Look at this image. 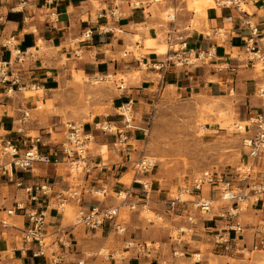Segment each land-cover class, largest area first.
Masks as SVG:
<instances>
[{
  "label": "crops",
  "instance_id": "0c3cea01",
  "mask_svg": "<svg viewBox=\"0 0 264 264\" xmlns=\"http://www.w3.org/2000/svg\"><path fill=\"white\" fill-rule=\"evenodd\" d=\"M243 3L247 11L241 12L234 6H221L217 1L215 7L208 9L206 21L202 20L199 26L192 23L191 14L179 24L174 22V31L166 32L168 51L159 54L144 46L143 41L148 36L157 38L159 42L165 31L161 28L163 24L149 12L151 4L145 0H0V61H12L27 86L26 90H17L13 94H7L0 86V130L4 131L0 133V147L5 138L21 143V135L15 132V127L22 112L28 110L30 117L25 123L26 135L36 132L32 136L41 138L40 150L58 159L57 163L37 162L31 168L15 172V179H24L27 185L47 184L50 188L48 194L41 193L34 201L24 188L0 175V217H8L13 225L0 235V264H78L79 260L86 264H264V254L260 253L264 252V247L254 249V231L264 221V194L260 201L252 202L245 212L237 215L244 231L238 235L232 231L231 248L228 250L213 240L215 226L228 223L217 214L199 216L200 220L192 232L180 233V243L171 240L170 234L175 226L190 224L183 211L170 214L167 190L162 192L161 186L152 189L148 185L147 192L141 184L134 182V174L127 181L129 172L133 173L130 171L132 165L129 164L127 144L138 139V132L124 129V121L119 114L120 106L129 100H132L133 107L149 100L157 84L159 89L174 86L182 93L198 89L211 97L225 96L226 92L233 91L240 101L245 102L243 108L247 116L257 113L262 104L257 88L264 83V73L258 71V61L245 51L244 44L251 35L250 22L258 27V45L264 48V0H243ZM87 30L92 31L89 36ZM178 32L180 34L176 35ZM136 36H142L143 41L137 40ZM174 36H182L191 50H206L215 45V58L204 65L159 68L166 54L172 50L169 39ZM11 37L12 46H4ZM10 48L19 49L24 54V61L17 62ZM136 71L141 72L140 76L129 86L125 84L123 90L118 84V93L108 89V108L104 115L98 114L82 124L84 131L91 134L88 143L90 170L74 175L67 162L62 161L65 155L60 151L66 131L64 117L42 113L39 102L46 104L52 101L56 92L67 86H79L75 74L100 78L108 74L131 76ZM121 79L125 83V79ZM31 83L38 84V89H44V94L27 97L25 91L35 90ZM63 104L60 101L57 107ZM115 110L119 115V125H122L115 124L120 127L117 131L95 127L102 121L110 127H113V122L118 124V118L113 116ZM45 115L47 118L43 120ZM119 130L124 131L127 138L118 150H112L113 142L119 138ZM55 133L62 134V138H54ZM90 143H93L92 148ZM103 146H109L112 153L107 164ZM24 148L21 147L22 150ZM254 160V171L248 182L264 183V151ZM103 164L107 166L103 167ZM255 168L259 171L255 172ZM77 181L81 186L78 188L84 190L82 204L69 200L60 207L59 193L70 189ZM99 188H106V193L96 194ZM120 191H129L130 200L137 206H143L142 202L154 204L165 213L166 221L149 218L139 210H131L127 214L120 210L116 222L126 227L123 234L118 233L110 222L96 229L75 223L81 206L88 209L118 205ZM203 194L211 196L210 191ZM17 202H23L27 210H45L46 256L32 257L34 247L23 244L22 229L30 224L25 210L12 215L6 213V209L14 207ZM58 236L70 240L71 246L61 245L57 241ZM127 241H133L135 246L126 249ZM137 243H149V247L140 250ZM22 246L30 249L22 250ZM174 249L181 254L174 255ZM196 253L199 258H194ZM53 257H58V261L53 262Z\"/></svg>",
  "mask_w": 264,
  "mask_h": 264
},
{
  "label": "rangeland",
  "instance_id": "374dc122",
  "mask_svg": "<svg viewBox=\"0 0 264 264\" xmlns=\"http://www.w3.org/2000/svg\"><path fill=\"white\" fill-rule=\"evenodd\" d=\"M145 1L151 4L152 10L149 12L157 17L160 24H163L161 28L165 31L160 36V42L166 44L167 48L169 45L166 32L172 30L176 25L175 23L179 24L190 14L193 15L192 23L197 26L201 24L202 20L206 21L207 19V14L203 10H197L198 7L194 0ZM216 2L217 0H215V5ZM169 14L176 16L175 23L168 21ZM177 27L180 26L177 25ZM179 34L180 32L176 33V35ZM135 38L143 41L142 36H136ZM176 42H179V40H176ZM138 51L143 52L140 49ZM138 51L136 50V52ZM256 65L258 71L264 73V64L259 61ZM142 67L146 68L143 64ZM18 73L20 74L19 70ZM140 74V71L134 72L131 76L128 74L125 76L111 74L107 80H101L99 77L87 78L84 75L75 74L74 77L79 86L70 85L64 90L60 89L54 95L53 100L48 101L46 104L40 101V111L52 116L61 114L66 124L72 121L78 125L83 124L89 118H94L98 114L104 115L107 112L106 103L109 97L108 93H110L108 89L116 90L118 93L117 84H120L121 77L125 79V84L129 86ZM157 85L153 87L149 100L144 101L147 103L141 102L134 106L131 113L133 116L132 123L138 127L131 130L138 132V139H133L127 144V151L130 152L129 164L132 165L130 171H133V173L129 172L128 178H126L127 181L132 179V174L135 178L136 164L142 156H145L153 166L139 177L149 182V188L158 189L161 186L162 192L167 190L165 192L168 194L167 201L175 194L179 183L189 182L206 169L225 174L234 180L236 185L253 184L248 182V179L245 182L238 181V174H245L248 169L251 174L253 173L255 160L248 156V151L243 145L244 134L234 131L232 128L233 122L249 117L247 116L248 113L245 114L243 108L245 102L240 101V97L234 94L233 91L226 92L225 96L211 97L198 89L190 93H182L174 86L159 89ZM35 94L42 96L44 89L42 91H39V89L37 91H25L27 97ZM60 101L64 104L57 107ZM114 112L113 116L117 117L118 120H116L119 122V115L116 110ZM240 113L242 119H240ZM46 118V115L42 116L43 120H46ZM99 123L100 125H109L103 121ZM111 124H113V127L110 129H113V131H117L122 126L119 125L120 122ZM115 124L120 127L115 126ZM143 128L147 129V133ZM0 133H4V131L0 130ZM29 133L30 135H36V132L31 131ZM53 137L61 139L62 134L55 133ZM17 142L19 143V140ZM90 147H93V143H90ZM102 150L104 151V161L107 164L111 160L110 147L103 146ZM8 160L9 157L0 152V164ZM258 171L259 168H255V172ZM74 175L76 174L74 173ZM208 191L209 188L206 186L203 192L207 193ZM219 197V195L211 192V198L216 200L213 208L214 214L229 207L227 201ZM188 198L193 197L188 196ZM253 200L251 198L240 205V214L250 207ZM142 204L144 205L136 206L135 209H130L128 206L122 207V214H127L131 210H139L143 211V214L149 218H155L160 222L166 221L165 216H163L165 213L156 208L154 204L149 202H142ZM190 210L194 214H200L199 210L193 207ZM181 212V210L176 209L170 211V214ZM158 214H160V217ZM261 224H264V221ZM260 253L264 254L262 251Z\"/></svg>",
  "mask_w": 264,
  "mask_h": 264
},
{
  "label": "built area",
  "instance_id": "2783aa9c",
  "mask_svg": "<svg viewBox=\"0 0 264 264\" xmlns=\"http://www.w3.org/2000/svg\"><path fill=\"white\" fill-rule=\"evenodd\" d=\"M218 4L221 6H234L239 11L242 10L243 0H217ZM113 15L115 13L113 12ZM169 22L173 23L176 19L175 15L169 14ZM2 17L0 16V20ZM229 19H232L229 17ZM251 35L247 38L244 44L245 51L250 54L253 59L260 61L264 64V48L258 45V27L250 24ZM174 31V29H172ZM171 30V31H172ZM91 30H87L86 33L89 36ZM179 40V42H175ZM171 51L166 54L165 59L159 65V68H165L166 66H183V65H204L213 61L216 56V46L212 45L206 50L198 49L191 50L188 48L187 42L182 36H174L169 39ZM13 44L12 37L8 39L4 46L11 47ZM179 45V46H177ZM11 53L15 56L17 62L21 63L24 61V54L19 49H11ZM18 71L13 67L12 61H0V86L7 94H13L15 91L26 90L27 86L24 83L23 79L17 74ZM111 74L100 77V79L107 80ZM120 84L118 87L120 89L125 88V83L120 79ZM31 88L35 89L38 87L36 83L31 84ZM38 89V88H37ZM257 93L262 99V104L259 108V111L255 114H251L245 120H239L233 122L232 128L234 131L241 132L244 134L243 145L248 151V156L253 159L259 157L260 153L264 151V87L258 86ZM119 114L122 116L124 121V129H133L138 128L133 125V116L131 115L133 110V102L129 100L124 103L119 108ZM30 114L28 110L23 111L21 117L18 120V123L15 127V132L20 136L21 143L14 141L12 138H5L0 147V152L7 155L9 160L0 164V175L9 178L11 182H14L17 187L24 188L27 192L30 193L31 200H37L39 194H48L50 188L47 184H38V185H27L24 179H15V172L20 170H26L31 168L35 163H52L58 162V159H53L52 154L42 152L39 148V144L42 142L40 137L32 136L25 133V123L29 119ZM66 125V131L64 133V139L61 142V152L65 155L63 162H67L70 172L75 173L76 175L82 173H88L90 170L89 164V153H88V143L91 139V134L84 131L83 125L76 124L75 122H68ZM101 127L104 130L110 131L109 125H100L96 123L95 127ZM142 129V128H141ZM145 133L147 129L143 128ZM127 138L124 135V131L119 130V138L113 142V150H118L122 145L124 140ZM44 145V144H42ZM20 146L25 148L22 150ZM59 151V150H57ZM107 165L103 164V167ZM153 164L146 159L145 156H142L139 162L136 164V172L134 182L141 184L145 191H147V186L149 182L141 179L139 177L142 173H145ZM248 172L245 174H238V181L245 182L251 171L248 169ZM209 188V191L213 194L219 195L220 199L227 201L229 207L227 209L217 213V216L223 219H226L228 223L224 225H216L213 231V240L214 243L224 250L231 248V236L232 231L236 235L242 234L244 231V226L242 225L240 219L236 218L239 212L241 211V204L243 202L249 201L253 198V202H258L261 200V196L264 194V183L258 182L253 184L245 185H236L234 180L221 174L212 169H206L201 171L195 177H193L189 182H184L178 184L177 191L171 198L168 200L169 210H181L185 214L184 217L189 225H179L175 226L173 231L170 234V238L173 242L180 243L182 239L180 238V233H189L192 232L195 226L198 224L200 217L199 216H215L213 213L215 199L211 196H205L203 194L205 187ZM77 181L73 187L68 190L61 191L59 193L60 198V207H64L65 202L69 200L76 201L79 205L83 202V188ZM101 192L106 193V188L97 189L96 194H101ZM148 192V191H147ZM122 193H124L122 195ZM191 196L193 198H188ZM120 203L118 205H113L110 207L99 208L94 206L91 208L80 207L75 219L76 224H82L90 229H96L101 227L106 222L112 223V227L115 230L123 234L126 231V227L120 223L116 222V218L119 215V212L122 207H130V209H135L137 204L130 200L129 191H120L118 193ZM139 202V201H138ZM195 208L199 210L200 214H194L190 208ZM180 208V209H179ZM183 208V210H182ZM19 210H25V214L28 215L30 224L22 229V239L23 244L32 245V257L46 256L47 251V236L48 234L44 230L46 225V212L45 210L29 209L25 208L23 202H17L14 207L6 209L8 215L16 214ZM178 214V213H176ZM234 219V220H233ZM12 223L8 217H0V235L3 234V231L8 230L12 227ZM255 234V244L254 249H260L264 247V224H260L259 227L254 231ZM57 241L61 243L64 247H70L71 241L58 236ZM135 243L133 241H127L126 249L134 247ZM149 243H137V248L140 250H147ZM29 250L30 248H24L22 250ZM174 255H180L181 252L178 249H174ZM103 252V251H102ZM104 255L110 256L103 252ZM196 254L193 256L195 257ZM58 257L52 258L53 262L58 261ZM78 264H86L85 261L79 260Z\"/></svg>",
  "mask_w": 264,
  "mask_h": 264
},
{
  "label": "bare ground",
  "instance_id": "6f19581e",
  "mask_svg": "<svg viewBox=\"0 0 264 264\" xmlns=\"http://www.w3.org/2000/svg\"><path fill=\"white\" fill-rule=\"evenodd\" d=\"M194 3L198 7L197 10H199V11L203 10L205 14H207L208 8L216 6L215 5V0H194ZM242 10L247 11V7H246V5L244 3L242 5ZM144 45H145L146 48H150L152 50H155L159 54L166 53L168 51V48L166 47V44H164V43H162L160 41L158 42V39L155 38V37H152V36H148L146 38V40L144 41ZM261 85L264 87V83L260 84L259 86H261ZM42 90L43 89H39V91H42ZM232 125H233V123H232ZM123 194L124 193H122V195ZM194 258H199V254L196 253Z\"/></svg>",
  "mask_w": 264,
  "mask_h": 264
}]
</instances>
